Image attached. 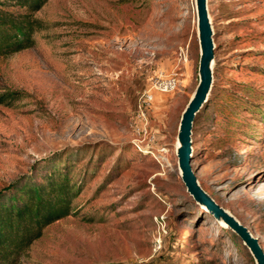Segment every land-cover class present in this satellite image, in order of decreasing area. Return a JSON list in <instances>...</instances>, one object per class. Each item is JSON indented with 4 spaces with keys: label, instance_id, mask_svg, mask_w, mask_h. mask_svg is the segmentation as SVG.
I'll return each instance as SVG.
<instances>
[{
    "label": "rangeland",
    "instance_id": "obj_1",
    "mask_svg": "<svg viewBox=\"0 0 264 264\" xmlns=\"http://www.w3.org/2000/svg\"><path fill=\"white\" fill-rule=\"evenodd\" d=\"M208 10L214 80L191 166L264 250V0ZM39 18L36 45L0 58V94L12 93L0 103V192L70 168L80 188L23 264H256L178 166L199 82L196 0H49ZM170 75L177 86L154 91L142 117V94Z\"/></svg>",
    "mask_w": 264,
    "mask_h": 264
},
{
    "label": "trees",
    "instance_id": "obj_2",
    "mask_svg": "<svg viewBox=\"0 0 264 264\" xmlns=\"http://www.w3.org/2000/svg\"><path fill=\"white\" fill-rule=\"evenodd\" d=\"M48 2L0 0V58L36 45L39 12ZM11 95L1 93L0 103L10 100ZM79 188L80 181H73L70 168L43 180L14 183L0 192V264H23L48 227L73 214Z\"/></svg>",
    "mask_w": 264,
    "mask_h": 264
},
{
    "label": "water",
    "instance_id": "obj_3",
    "mask_svg": "<svg viewBox=\"0 0 264 264\" xmlns=\"http://www.w3.org/2000/svg\"><path fill=\"white\" fill-rule=\"evenodd\" d=\"M196 8L200 46L199 82L181 115L176 147L178 166L187 191L195 202L206 209L217 222H224L242 239L253 255L256 264H264V250L258 238L233 213L216 202L200 185L191 166L193 124L197 113L208 101L214 80L213 63L215 59L214 32L208 10V0H196Z\"/></svg>",
    "mask_w": 264,
    "mask_h": 264
},
{
    "label": "built area",
    "instance_id": "obj_4",
    "mask_svg": "<svg viewBox=\"0 0 264 264\" xmlns=\"http://www.w3.org/2000/svg\"><path fill=\"white\" fill-rule=\"evenodd\" d=\"M178 83V78L175 75H170L166 78H162L159 76L158 78H155L150 87L145 90V92L141 96V106H140V114L142 117L145 118V109L151 105L152 101L154 100L155 93L156 92H170L172 91Z\"/></svg>",
    "mask_w": 264,
    "mask_h": 264
},
{
    "label": "bare ground",
    "instance_id": "obj_5",
    "mask_svg": "<svg viewBox=\"0 0 264 264\" xmlns=\"http://www.w3.org/2000/svg\"><path fill=\"white\" fill-rule=\"evenodd\" d=\"M205 210H206V209H205ZM218 223L226 227V224H225L224 222L219 221Z\"/></svg>",
    "mask_w": 264,
    "mask_h": 264
}]
</instances>
